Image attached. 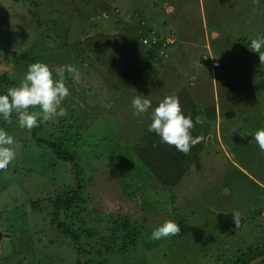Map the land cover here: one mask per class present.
Returning <instances> with one entry per match:
<instances>
[{
    "label": "rangeland",
    "instance_id": "1",
    "mask_svg": "<svg viewBox=\"0 0 264 264\" xmlns=\"http://www.w3.org/2000/svg\"><path fill=\"white\" fill-rule=\"evenodd\" d=\"M154 32L173 43L155 51L164 64L139 59ZM114 33L116 49L105 44ZM258 35L264 0H0L6 92L35 62L81 73L77 83L65 72L68 115L54 121L62 125L41 118L28 130L13 113L5 129L16 157L0 170V264H264V152L252 139L264 126V64L249 48ZM212 57L213 70L204 61ZM137 94L153 108L177 95L202 141L187 155L161 143L149 114L133 115ZM39 139L64 142L75 163ZM77 185L81 223L102 236L126 218L139 231L134 245L98 254L92 240L59 232L46 216L49 199ZM165 220L181 234L151 239Z\"/></svg>",
    "mask_w": 264,
    "mask_h": 264
},
{
    "label": "clouds",
    "instance_id": "2",
    "mask_svg": "<svg viewBox=\"0 0 264 264\" xmlns=\"http://www.w3.org/2000/svg\"><path fill=\"white\" fill-rule=\"evenodd\" d=\"M161 47L160 49H163ZM249 48L259 54L261 64H264V36L251 39ZM55 72V78L53 76ZM65 72L79 83L81 73L74 65L51 69L43 62H35L28 66L23 79L18 85L7 89L6 94L0 95V117L8 123L13 122V113L17 118L19 127L31 130L38 127V119L55 121L59 117H66L68 112L61 107L62 101L70 95L65 82ZM38 107L39 112L30 109ZM134 116L149 114L151 123L149 132H154L160 137V142L174 146L177 151L187 155L192 147L202 141L201 136L193 137L191 129L194 127L191 116L182 111L179 97L175 94L165 96L153 108L151 100L142 94H137L131 100ZM151 112L149 113V110ZM259 149L264 152V126L252 134ZM15 143L13 136L0 127V170L6 169L16 157L15 150L11 147ZM156 147V144H153ZM232 221L235 228L241 224L242 213L234 211ZM181 234L180 226L172 220H165L154 228L151 239L160 240Z\"/></svg>",
    "mask_w": 264,
    "mask_h": 264
},
{
    "label": "trees",
    "instance_id": "3",
    "mask_svg": "<svg viewBox=\"0 0 264 264\" xmlns=\"http://www.w3.org/2000/svg\"><path fill=\"white\" fill-rule=\"evenodd\" d=\"M148 31L153 32V29H148ZM145 32H140V35L138 36V39H143V34ZM147 33V32H146ZM117 33L114 34H107L105 36V44L112 45L113 48L116 47V40ZM152 35L157 36V33L154 32ZM151 39H153L152 36H150ZM158 38L155 39V42H152L151 45L148 47L147 50L143 51L142 57L139 56L140 60H143L144 62L154 61L156 57V49H160L161 47H170L171 45H166V43L163 44L164 39L160 36H157ZM115 46V47H114ZM148 46V44H147ZM116 49V48H115ZM159 60V61H158ZM132 61V59H130ZM161 62V64H164L162 61V57L155 60V62ZM209 62L208 60H204ZM124 65V64H123ZM4 73L0 74V84L4 83L6 85L7 78L4 76ZM11 83V82H10ZM6 94L5 87L0 85V95ZM15 114V113H14ZM228 116H233V112H230ZM49 122V121H48ZM63 122V121H62ZM49 124L52 126H59L62 125L61 123L50 121ZM0 126H2L4 129L9 128L8 123H6L2 117H0ZM53 126V127H54ZM42 140L41 142L47 144L50 148L53 149V153L56 154L58 158L63 159L64 161H68L71 163H75L74 159L76 158L75 153H71L69 150H67L64 147V142L62 141H50L45 139H39ZM51 149V150H52ZM80 187L77 185L76 188H70L66 192L59 193L54 198L49 199V206L52 208V210L47 213L46 216H48L52 222L55 224L56 228L59 230V232L64 236L70 239L72 242H83L85 239L92 240V246H95L97 248L96 252L100 254V251H109L112 248L113 245H118L120 243V247L118 250L125 251L130 247L131 245H134L138 235L139 231L136 229V227L132 224H130V221L126 218L121 219L119 217L113 219L111 221V224H107V229L109 230H101L103 233L102 236L99 234H96V227L97 226H87L86 222L83 218V223H81V220L78 219L80 217V212L76 210H83V207L81 205L80 201ZM44 201V200H43ZM36 202V204H34ZM42 202L41 200L32 202V207H36L38 204ZM39 209V206L37 207ZM97 218V216H96ZM104 226V227H106ZM110 232V233H109ZM119 234V235H118ZM95 237V238H92ZM99 237V238H97ZM95 239V240H93ZM258 247L250 246L247 250V255L252 258L256 255L255 250ZM75 250L77 252H80L81 247H75ZM245 254V253H244ZM243 254V255H244ZM243 263L238 264H246L247 261L244 260Z\"/></svg>",
    "mask_w": 264,
    "mask_h": 264
},
{
    "label": "crops",
    "instance_id": "4",
    "mask_svg": "<svg viewBox=\"0 0 264 264\" xmlns=\"http://www.w3.org/2000/svg\"><path fill=\"white\" fill-rule=\"evenodd\" d=\"M212 35L216 36V32H213ZM209 63H212L211 69L213 70L215 68V66H216L215 64L217 63V60L214 57H212V59L209 60ZM193 79L194 78H192V81H193ZM230 112H225V114L228 115Z\"/></svg>",
    "mask_w": 264,
    "mask_h": 264
},
{
    "label": "built area",
    "instance_id": "5",
    "mask_svg": "<svg viewBox=\"0 0 264 264\" xmlns=\"http://www.w3.org/2000/svg\"><path fill=\"white\" fill-rule=\"evenodd\" d=\"M143 40V39H142ZM150 41H151V43L152 42H155V39L153 38V39H150ZM148 42H149V39H147V41H146V43L148 44Z\"/></svg>",
    "mask_w": 264,
    "mask_h": 264
},
{
    "label": "water",
    "instance_id": "6",
    "mask_svg": "<svg viewBox=\"0 0 264 264\" xmlns=\"http://www.w3.org/2000/svg\"><path fill=\"white\" fill-rule=\"evenodd\" d=\"M1 236H2V235H1V233H0V238H1Z\"/></svg>",
    "mask_w": 264,
    "mask_h": 264
},
{
    "label": "flooded vegetation",
    "instance_id": "7",
    "mask_svg": "<svg viewBox=\"0 0 264 264\" xmlns=\"http://www.w3.org/2000/svg\"><path fill=\"white\" fill-rule=\"evenodd\" d=\"M1 233V232H0ZM1 235H2V233H1ZM2 237V236H1ZM1 239V238H0Z\"/></svg>",
    "mask_w": 264,
    "mask_h": 264
}]
</instances>
